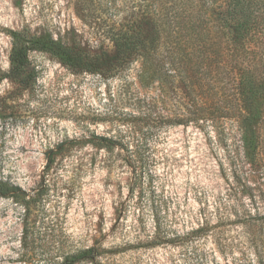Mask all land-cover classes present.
<instances>
[{"label":"rangeland","instance_id":"rangeland-1","mask_svg":"<svg viewBox=\"0 0 264 264\" xmlns=\"http://www.w3.org/2000/svg\"><path fill=\"white\" fill-rule=\"evenodd\" d=\"M21 30L99 44L74 0H0V184L32 201L28 219L20 200L0 197V264L89 248L98 258L80 264H264V108L253 156L235 120L150 125L146 115L194 108L180 99L179 80L163 92L144 83L139 62L106 78L32 52L34 79L22 90L5 78L9 33ZM259 40L264 47V31ZM258 64L245 61L244 71ZM65 142L46 171L48 152Z\"/></svg>","mask_w":264,"mask_h":264},{"label":"trees","instance_id":"trees-1","mask_svg":"<svg viewBox=\"0 0 264 264\" xmlns=\"http://www.w3.org/2000/svg\"><path fill=\"white\" fill-rule=\"evenodd\" d=\"M74 8L94 28L99 40L96 50L29 30L10 31L11 68L5 78L27 90L34 79L32 52L46 53L73 72L106 78L139 62L144 83H157L163 92L175 88L179 80L184 95L180 99L194 108L192 115L188 111L167 119L146 115L150 125L235 120L242 124L247 153L257 155L264 108V77H259L264 76V47L258 45L264 31V0H74ZM245 61L262 66L244 71ZM231 85L232 93L226 96L223 90ZM100 140L99 147L112 149L111 140ZM67 145L48 152L46 171L68 150ZM18 191L0 184V197L20 200L29 219L32 201ZM27 231L26 226L24 235ZM98 256L95 248H89L45 264H80Z\"/></svg>","mask_w":264,"mask_h":264}]
</instances>
